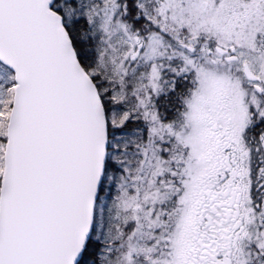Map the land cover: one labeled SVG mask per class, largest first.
I'll use <instances>...</instances> for the list:
<instances>
[{"label":"snow or ice","instance_id":"snow-or-ice-1","mask_svg":"<svg viewBox=\"0 0 264 264\" xmlns=\"http://www.w3.org/2000/svg\"><path fill=\"white\" fill-rule=\"evenodd\" d=\"M0 264H264V0H0Z\"/></svg>","mask_w":264,"mask_h":264}]
</instances>
